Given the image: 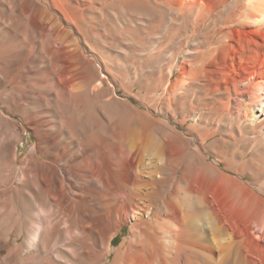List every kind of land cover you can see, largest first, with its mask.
I'll list each match as a JSON object with an SVG mask.
<instances>
[{
	"label": "bare ground",
	"instance_id": "1",
	"mask_svg": "<svg viewBox=\"0 0 264 264\" xmlns=\"http://www.w3.org/2000/svg\"><path fill=\"white\" fill-rule=\"evenodd\" d=\"M71 1L0 0L19 2L24 28L41 30L38 43L18 50L42 65L37 100L47 107L32 118L40 137L29 158L16 166V146L13 171L0 180V264H264V182L253 189L220 169L237 161L242 178L264 181V0H112L160 15L164 30L215 35L188 49L186 34L144 112L103 98L113 91L82 41L60 25L44 32L43 7ZM4 76L0 69L6 91L20 83ZM5 111L0 98V117L19 116ZM189 131L202 147L191 155ZM233 131L241 151H230Z\"/></svg>",
	"mask_w": 264,
	"mask_h": 264
},
{
	"label": "rangeland",
	"instance_id": "2",
	"mask_svg": "<svg viewBox=\"0 0 264 264\" xmlns=\"http://www.w3.org/2000/svg\"><path fill=\"white\" fill-rule=\"evenodd\" d=\"M43 8L39 17L41 19L38 21L44 25V32L50 33L52 29L60 25L62 29L69 32L71 40L76 41L79 45L82 41V44L88 49L86 55L95 61L93 66L95 68L99 66V72L96 71V77L104 80L108 84L110 91H113V95L109 91L103 93V98L111 99L113 96L115 99L133 104L136 109L142 112L146 110L145 103L154 104V97L151 92L157 84H161L170 56L183 48H178L181 44L185 46L187 43L184 42V38L188 33L187 29L180 28L177 30V28H174L172 31L168 28L164 30L162 28L163 22L159 19L160 15H154L153 12H146L145 10H129L120 5V3H113L112 0H77V2L74 0L63 6V8L61 6ZM62 9L69 13V16L74 19L72 22H75V24L64 21ZM229 10L223 12L220 18L214 22V25L223 23L226 19L225 15L230 12ZM79 16L82 17V22L75 20ZM25 17H27V14L24 13V8L21 7L19 2L9 6L0 5V51L2 52V49L5 51L2 54L0 53V60L3 61V65L0 61L2 67L0 69L4 72L6 80L17 74V82H20L17 87L10 91L4 90L0 85V98L6 110L5 112L8 110L19 113V116L16 117L6 113V116L9 117L8 119L0 117V169L2 167L0 180L2 179L3 181H6L7 175L13 171L12 169L10 170L9 166L16 146V166H23L26 162L25 160L29 158L32 147L37 144L40 137V134L33 129L32 118L47 108H39L40 104L37 100V94L41 92L37 82L40 80L38 74L42 70V65L36 68L33 67L25 62L27 61L24 58L25 54L18 50L23 44L30 46L34 41L38 43L40 40L39 32L41 30L39 28H24ZM224 17L225 19H223ZM61 28L60 30L62 31ZM191 34L189 32L187 37L190 38ZM174 36L176 37L174 38ZM171 38L173 41L169 43ZM214 38L215 35L212 29H209V31L202 30L190 38L191 41L187 43L186 47L189 49L197 44L203 47L207 45V42H214ZM48 40L51 41V38L49 37ZM6 47L8 49L9 47L17 49L15 53H12L14 51L7 50ZM38 49V46H36L34 51L38 52ZM10 73L12 76H10ZM92 84L95 85V82ZM105 85H102L101 90L105 89ZM147 92L149 94L146 96ZM61 116L66 115L61 114ZM88 121L90 122L88 123L89 127H93L92 130L95 129L97 134L103 133L95 120L94 122L92 119ZM187 133L186 137L189 141L186 151L191 155L196 149L202 147L198 146L199 141L195 140L192 131ZM13 135L14 137H12ZM232 135L235 138V142H233L230 151H241L242 141L238 138V134L235 131H233ZM4 137L5 139H3ZM10 138L14 143H12ZM13 138H16V142ZM213 140L208 141L206 146ZM213 159V156L207 155L208 162H213ZM241 168L240 163L237 161L232 162V164L227 162L220 164L221 172L226 176L243 180L247 186L253 189L258 188L260 182H264L260 180L253 183L251 182L252 178L248 174L242 178L238 174ZM179 173L180 169L177 170L178 175ZM126 231V228H123L117 237L114 238L112 243L114 247H117L122 242ZM106 264H108V261Z\"/></svg>",
	"mask_w": 264,
	"mask_h": 264
}]
</instances>
